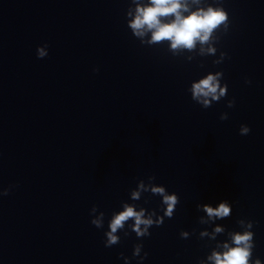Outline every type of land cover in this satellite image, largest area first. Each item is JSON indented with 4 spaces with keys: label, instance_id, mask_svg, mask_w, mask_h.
<instances>
[{
    "label": "water",
    "instance_id": "95a60500",
    "mask_svg": "<svg viewBox=\"0 0 264 264\" xmlns=\"http://www.w3.org/2000/svg\"><path fill=\"white\" fill-rule=\"evenodd\" d=\"M129 3L0 0V191L10 188L0 196V264H124L121 254L137 264L135 244L143 264H210L241 231L238 219L254 222L252 254L264 264V0H223L230 27L211 55L199 42L175 55L169 41L141 45L126 26ZM217 72L226 96L194 101L192 84ZM141 181L148 191L134 201ZM151 187L177 195L173 217L139 239L128 221L129 235L105 248L122 204L160 208ZM224 201L230 216L209 221L203 207ZM216 227L224 231L211 239Z\"/></svg>",
    "mask_w": 264,
    "mask_h": 264
},
{
    "label": "clouds",
    "instance_id": "9594fccd",
    "mask_svg": "<svg viewBox=\"0 0 264 264\" xmlns=\"http://www.w3.org/2000/svg\"><path fill=\"white\" fill-rule=\"evenodd\" d=\"M202 0H130L129 5H134V10L129 7L125 13L126 26L130 30L132 36L139 39L141 45H154L163 41H169V48L176 54V50H195L197 43L201 45L200 54H214L216 49L211 45L218 42L219 37L215 34L221 30L224 34L228 33L230 27L229 15L223 7V0H213L212 3L200 7ZM191 5H197L196 10H190ZM145 37H149L145 39ZM207 45V48L204 46ZM48 45L36 48L37 59H43L48 55ZM221 59L213 61L214 65L220 64L227 58L225 52H221ZM98 69L94 68L93 72ZM223 73L217 72L215 75L208 74L198 82L191 86L192 99L197 103L210 107L212 101L218 102L222 97L226 96L227 84L221 83ZM251 81L245 79V84H250ZM235 100H229L226 107L232 108ZM228 116L222 113L220 120H226ZM250 132L246 125H241L239 135L244 136ZM148 179L155 180L154 176H149ZM11 187V186H10ZM151 193L162 197L160 208L147 212L141 207L136 210V205L122 204L123 211L113 213L107 223V231L104 235V247L110 248L120 242L118 232H122L125 237L129 235L126 229V223H132L127 226L131 232L135 233L136 238H146L150 236L149 229L153 226L160 227L165 218L171 219L174 215L175 206L179 203L177 195L174 193L168 195L164 187H151ZM9 189L0 191V196H7ZM148 191L145 188L143 181L138 185V190L132 192V200H140V192ZM148 201L146 200L145 203ZM200 207L199 205L197 206ZM231 205L228 201L221 202L218 207L212 208L204 206L203 211L207 214L208 220L215 218H226L230 216ZM97 211V207L93 206L90 209L89 215ZM157 211L162 212L158 215ZM155 217V219H153ZM201 223H205L201 218ZM91 225L97 229L104 227V213L90 220ZM241 231H229L228 237L230 242H225L216 245L219 249L213 250L211 255L207 257L210 264H261L259 258H253L252 250L254 248V233L251 231L253 221L238 219L236 221ZM224 229L216 227L211 236L215 239L216 233L223 232ZM201 237L209 235L207 232H201ZM188 233L181 231L180 238L186 239ZM143 245H133L132 258H138L137 264H143L148 253L141 255ZM120 258L124 260V264H129V258ZM197 264H204V261L198 260Z\"/></svg>",
    "mask_w": 264,
    "mask_h": 264
}]
</instances>
